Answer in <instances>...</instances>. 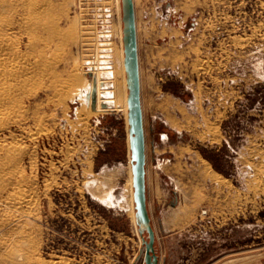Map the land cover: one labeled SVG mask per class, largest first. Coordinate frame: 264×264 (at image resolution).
<instances>
[{"label":"rangeland","instance_id":"obj_1","mask_svg":"<svg viewBox=\"0 0 264 264\" xmlns=\"http://www.w3.org/2000/svg\"><path fill=\"white\" fill-rule=\"evenodd\" d=\"M118 6V0H0V10L17 21L8 34L31 69L27 76H36L0 106L6 111L0 264H133L141 254L128 116L124 109L92 111L95 63L109 60L121 70ZM135 6L148 205L160 264H167L169 248H179V264L219 257L223 263L231 252L238 262L261 261L264 0H135ZM33 10L61 32L32 34L21 26L36 16ZM72 31L86 40H74ZM125 74L118 73L120 83ZM112 77L102 69L105 100ZM19 195L26 202H14ZM143 262L142 256L135 264Z\"/></svg>","mask_w":264,"mask_h":264},{"label":"bare ground","instance_id":"obj_2","mask_svg":"<svg viewBox=\"0 0 264 264\" xmlns=\"http://www.w3.org/2000/svg\"><path fill=\"white\" fill-rule=\"evenodd\" d=\"M119 1V6L120 7V10L122 11L121 14H123V10H122V0H118ZM135 1V0H134ZM111 3V2H110ZM116 3H117V0H116ZM117 6V5H116ZM41 5L40 3H36L34 2L32 4V8L33 9H40ZM34 12H36V16L33 15L32 13H30L29 15H27L26 17H24V20L21 22L23 27H26L32 34H35L36 31L38 32V30H42V28H45L46 30L47 29H51L53 31H57V29H55L53 27L54 23H50L49 21H45V20H42L39 16V13H41L42 10H33ZM48 11V10H46ZM51 11V10H49ZM3 12H5L4 10H0V106H3L4 104H7L16 94V90H20L21 88L23 87H27L28 88V85L29 83H31L33 80L36 79V76L35 75H28L29 72L31 71V69L29 67L26 66V64L21 61L19 59V56H21L20 54V50H19V47H18V43L16 41H14L8 34L9 30L14 27L16 24H17V21H14L13 18L10 16V17H7ZM50 19V18H49ZM51 19H53L51 17ZM47 20V19H46ZM54 20V19H53ZM52 21V20H51ZM57 21V20H56ZM20 23V24H21ZM77 24V22H76ZM20 26V25H19ZM60 27V26H58ZM115 27V26H114ZM72 28V26H71ZM77 28V27H76ZM13 29V28H12ZM14 30V29H13ZM26 30V29H25ZM27 30V31H28ZM59 30V29H58ZM113 30V29H111ZM115 30V29H114ZM7 32L6 35L3 34V32ZM60 31V30H59ZM74 31V30H73ZM71 32L72 33V37L74 38V40H79L80 38H84L82 37V34L81 33H75V32ZM81 31H83L81 29ZM110 31V30H109ZM118 30H116L117 32ZM137 31H138V27H137ZM61 32V31H60ZM70 32V31H69ZM79 32V31H78ZM122 32H123V27H122ZM84 33V32H83ZM31 34V35H32ZM62 34V33H61ZM115 34V33H114ZM57 35V34H56ZM69 35V33H68ZM85 35V34H84ZM35 35L33 36H29L30 38H33ZM87 36V35H86ZM113 36V35H112ZM57 37H60L59 34ZM56 37V39H57ZM88 37V36H87ZM43 38V37H42ZM61 38V37H60ZM54 39V38H53ZM85 39V38H84ZM34 40V39H33ZM36 40V39H35ZM34 40V42H35ZM59 40V38L57 39ZM81 40V39H80ZM86 40V39H85ZM32 40L28 41L27 43L29 44V42H31ZM45 41V40H44ZM49 41V40H48ZM84 41V40H82ZM102 41V40H101ZM109 42H111L110 40H108ZM38 42V41H37ZM47 42V41H45ZM53 42V41H52ZM59 42V41H58ZM107 42V41H106ZM64 43V42H63ZM85 43V42H84ZM102 43V42H101ZM31 44V43H30ZM60 44V43H58ZM67 44V43H66ZM107 44V43H106ZM112 44V43H111ZM79 45V44H78ZM108 45V44H107ZM113 45V44H112ZM20 46V45H19ZM37 46H39L37 44ZM48 46V45H47ZM111 47V45L109 46ZM117 47V45H116ZM59 48V47H58ZM83 48V47H82ZM40 49V48H39ZM110 49V48H108ZM112 47H111V52H112ZM117 49V48H116ZM115 49V50H116ZM60 50V49H59ZM33 51H37V50H33ZM114 51V49H113ZM56 52V51H55ZM53 51V53H55ZM140 52V51H139ZM24 53V52H23ZM31 53V52H30ZM117 53V52H116ZM37 54V52L35 53ZM30 55V54H29ZM34 55V54H33ZM39 55V54H38ZM37 55V56H38ZM96 56H98L97 54H95ZM114 55V54H113ZM119 55V63L118 66L119 68H121V70H118L114 65V64H111L109 62V60H103V61H97V63H95V68L92 70V72L94 73V76H95V79H96V83L94 85V88H96V93H97V109H92L93 113H99L98 111H102V110H119V109H124L126 111V114L128 116V94H129V89H128V84H127V75L125 74L124 77V80H121L123 83V86H124V92L122 91V87H121V83H120V79L118 80V73L121 71L125 72L126 73V69H125V63H124V58H125V50H124V42L122 44V47H121V50H120V54ZM53 56V55H52ZM41 57V56H40ZM38 57V58H40ZM49 57V56H48ZM74 57V56H73ZM104 57V56H103ZM116 57H118L116 55ZM22 58V56H21ZM25 58L26 55H25ZM35 58V56H34ZM37 58V57H36ZM42 58V57H41ZM96 58V57H95ZM99 58V57H97ZM102 58V57H101ZM100 58V60H101ZM24 59V58H23ZM22 59V60H23ZM104 59V58H102ZM107 59V58H105ZM115 59V58H114ZM117 59V58H116ZM115 59V60H116ZM28 60V59H27ZM85 60V59H84ZM37 61V60H36ZM89 61V60H88ZM91 61V60H90ZM28 62V61H27ZM26 62V63H27ZM55 62V61H54ZM87 62V61H86ZM95 62V61H94ZM141 62V61H140ZM30 63V62H29ZM40 63V62H39ZM44 63V62H43ZM42 63V64H43ZM46 63V62H45ZM77 63V62H76ZM31 64L30 63V67H31ZM34 64V63H33ZM37 65V64H36ZM87 65V64H86ZM45 66V64H44ZM93 66V67H94ZM35 67V66H34ZM40 67V66H39ZM88 67V66H87ZM44 68V67H43ZM50 69V68H49ZM75 70H77V65L74 66ZM102 69H107V72L110 73L113 77H114V87L112 88L111 91L108 92V95L109 98L106 100L102 98V87L100 85V82L102 81L101 79V72H102ZM78 71V70H77ZM88 71V70H87ZM41 72V71H40ZM44 73V72H43ZM57 74V73H56ZM78 74V73H77ZM50 75V74H49ZM54 76V75H53ZM52 76V77H53ZM28 77V78H27ZM111 77V76H110ZM109 77V78H110ZM112 77V78H113ZM61 78V77H60ZM67 78V77H66ZM108 78V79H109ZM111 79V78H110ZM109 79V80H110ZM117 80H118V85H117ZM60 82V80H59ZM64 82V81H63ZM61 83V82H60ZM66 84H68V82H65ZM64 83V84H65ZM113 83V82H112ZM55 84H57L55 82ZM53 84V87H55ZM51 85V84H50ZM93 85V83H92ZM64 86V85H63ZM51 87V86H50ZM57 87V86H56ZM67 87V85L65 86ZM125 87L127 88V90L125 89ZM52 88V87H51ZM69 88V87H67ZM92 88V87H91ZM55 89V88H54ZM59 89V88H58ZM57 89V90H58ZM61 89H64V88H61ZM107 89V88H106ZM60 90V89H59ZM61 91V90H60ZM66 91V90H65ZM70 92V91H69ZM58 93V92H57ZM62 93V92H61ZM60 94V92H59ZM66 94V93H65ZM143 94V93H142ZM64 96V95H63ZM66 96V95H65ZM64 96V97H65ZM92 96V94H91ZM103 101H106L108 102V107L104 108L102 107L101 103ZM3 114H6V111H3L1 108H0V116H2ZM128 118V117H127ZM131 152V151H130ZM5 158H10V153H6V155H4ZM206 160V159H205ZM131 162V161H130ZM206 165H208L209 163H207L208 161H204ZM131 164V163H130ZM132 165V164H131ZM132 171V169H131ZM148 173V172H147ZM148 175V174H147ZM131 184V192H132V196L134 197V187H133V171L131 173V180L129 181ZM21 183L19 182L17 184L18 187H21ZM111 192V191H110ZM110 194V193H109ZM106 196V195H104ZM115 196V195H114ZM111 197V196H110ZM123 197V196H122ZM125 197V196H124ZM114 198V197H113ZM14 202L16 203H19V204H23L25 201V198L23 196H16ZM124 199V198H123ZM117 200V199H116ZM121 200V199H119ZM125 200V199H124ZM125 202V201H124ZM116 203V202H115ZM119 203V202H118ZM128 205V204H127ZM19 206V205H18ZM21 207V206H20ZM132 208V207H131ZM136 209V208H135ZM134 209V212H133V220L137 223L136 221V210ZM131 212V213H132ZM26 213V212H25ZM23 212H20L18 217L19 219H21V217H23ZM165 220V219H164ZM168 222V221H166ZM165 222V223H166ZM178 222H176L177 224ZM170 224V223H169ZM174 224V225H176ZM168 225V224H167ZM137 227H138V230H139V226L137 224ZM168 227V226H166ZM140 245V244H139ZM263 248V247H262ZM141 252V251H140ZM232 254V253H231ZM143 256V259L145 257V250H143V252L141 253L140 257ZM139 257V253H137L135 256H134V259H133V264H135L137 262L138 259H140ZM38 263V262H37ZM123 263V262H122ZM144 263V262H143ZM30 264V262L28 263Z\"/></svg>","mask_w":264,"mask_h":264},{"label":"water","instance_id":"obj_3","mask_svg":"<svg viewBox=\"0 0 264 264\" xmlns=\"http://www.w3.org/2000/svg\"><path fill=\"white\" fill-rule=\"evenodd\" d=\"M123 10V42L125 50V69L127 75L128 94V124L133 171L134 199L136 221L143 236L145 250L143 264H160V255L156 247V230L148 205L147 192V141L142 100L141 66L137 31V15L134 0H122ZM92 109H97L96 88L92 90ZM102 107H108L103 101ZM176 198L173 202L177 204ZM141 255V254H140ZM139 255V257H140Z\"/></svg>","mask_w":264,"mask_h":264},{"label":"crops","instance_id":"obj_4","mask_svg":"<svg viewBox=\"0 0 264 264\" xmlns=\"http://www.w3.org/2000/svg\"><path fill=\"white\" fill-rule=\"evenodd\" d=\"M175 236L172 235L173 238H175ZM168 250L170 252L168 253L167 264H179V261H180L179 256L182 254L180 252L179 248L178 249L177 248L176 249L169 248ZM231 253H229V255H230L229 260H227V261H225L223 263L221 262V257H219L217 259H213V261H209V263H207V264H264V253L263 252L260 253V254L263 255L261 257V261H257V262L256 261H249V262L246 261L245 263L238 262L237 261V257L234 258V256H233L234 252L232 254Z\"/></svg>","mask_w":264,"mask_h":264}]
</instances>
